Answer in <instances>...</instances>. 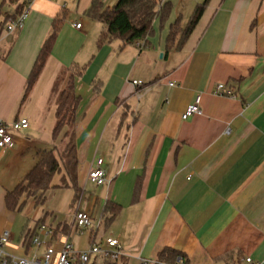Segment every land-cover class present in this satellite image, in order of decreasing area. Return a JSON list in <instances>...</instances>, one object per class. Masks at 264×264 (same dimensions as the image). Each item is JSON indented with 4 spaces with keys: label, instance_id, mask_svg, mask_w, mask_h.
I'll list each match as a JSON object with an SVG mask.
<instances>
[{
    "label": "crops",
    "instance_id": "obj_1",
    "mask_svg": "<svg viewBox=\"0 0 264 264\" xmlns=\"http://www.w3.org/2000/svg\"><path fill=\"white\" fill-rule=\"evenodd\" d=\"M4 1L7 13L22 3L30 7L22 29L0 27V118L29 122L13 131L12 148H0V237L10 232L7 249L30 255V236L48 224L71 233L79 250L113 236L123 256L110 264H141L144 258L165 264L159 253L167 247L182 252L176 264H240L246 247L264 264V0H210L183 42L182 32L204 0H165L173 6L169 17L156 18L152 36L127 45L116 38L99 43L104 24L85 13L92 0ZM102 1L105 7L118 2ZM189 2L186 16L182 8ZM59 18L51 56L24 98ZM74 64L86 66L75 84L81 98L75 119L80 195L75 201L74 190L64 188L54 210L33 199L21 211L9 210L6 194L53 146L52 89ZM219 83L235 96L213 94ZM199 94L202 114L183 119ZM97 158L105 160L108 185L88 182ZM109 201L122 209L106 226ZM77 209L101 221L93 235L75 231Z\"/></svg>",
    "mask_w": 264,
    "mask_h": 264
},
{
    "label": "trees",
    "instance_id": "obj_2",
    "mask_svg": "<svg viewBox=\"0 0 264 264\" xmlns=\"http://www.w3.org/2000/svg\"><path fill=\"white\" fill-rule=\"evenodd\" d=\"M209 2L210 0H204L196 6L182 32V42L193 32ZM5 3L4 0H0V27L6 26L9 17H15L25 9V4L22 3L13 13L3 12ZM172 7L171 2L161 0H118L112 7H105L102 0H92L91 6L85 13L90 18L104 24V30L99 39L100 44L105 40L116 38L121 40L123 45H127L152 36L155 19L160 18L164 22L169 17ZM60 25L61 18L53 22L52 33L41 47L29 75L24 98L33 89L43 73L51 56ZM174 29L173 27L172 33L175 31ZM85 70L86 66L74 64L65 67L57 77L51 94L56 118L52 129L53 146L50 150L42 153L41 158L26 177L6 194L5 201L9 210L21 211L28 199H33L37 206H41L46 201V193L56 188H72L75 201L79 197L81 186L78 183L79 166L75 139V119L81 98L76 92L75 84L77 77L82 76ZM125 116L126 114L123 113L122 118L124 119ZM60 144L63 145L62 148L58 146ZM56 177L58 180L55 182ZM140 190L141 181L139 178L135 188V201ZM121 209L120 204L111 201L107 203L105 212L110 213V216L106 217V226L118 216ZM37 234L38 228L30 236V245H32V239ZM179 258H184V256L181 251L174 248L167 247L159 253V262L161 263L176 264ZM110 263L105 262V264Z\"/></svg>",
    "mask_w": 264,
    "mask_h": 264
},
{
    "label": "built area",
    "instance_id": "obj_3",
    "mask_svg": "<svg viewBox=\"0 0 264 264\" xmlns=\"http://www.w3.org/2000/svg\"><path fill=\"white\" fill-rule=\"evenodd\" d=\"M165 1V0H161ZM30 7H25L24 11L15 17H9L6 30L10 33L16 32L24 27L29 16ZM76 28H81L82 23L74 24ZM134 85H139L137 80ZM173 85V83H171ZM213 94L222 96H235L234 90L224 83L215 86ZM202 95H198L194 102L190 104L182 114L183 119L202 114ZM29 122L25 118L8 123L0 118V148L7 150L15 145L13 136L14 130L26 129ZM105 160L97 158L88 173V182L95 186L110 184L107 169L104 167ZM101 226V221H95L90 212L77 209L74 213L73 227L78 234L82 235L88 230L94 234ZM58 236L56 239L55 236ZM60 235V236H59ZM10 240V232L5 231L0 237V264H105V262H117L123 256L122 245L113 236H105L102 241L93 240L88 248L79 250L72 241V235L57 233L48 224H41L38 234L32 239V246L35 248L30 255L18 256L7 249ZM54 240L55 243L52 241ZM52 242V243H51ZM141 264H150L148 259H142ZM240 264H263L256 261L251 255H243Z\"/></svg>",
    "mask_w": 264,
    "mask_h": 264
},
{
    "label": "rangeland",
    "instance_id": "obj_4",
    "mask_svg": "<svg viewBox=\"0 0 264 264\" xmlns=\"http://www.w3.org/2000/svg\"><path fill=\"white\" fill-rule=\"evenodd\" d=\"M192 9V4L191 2H189L187 5H185L183 8H182V11L185 12V15L187 16V13H189ZM193 11V10H192ZM192 15V14H191ZM188 23V22H187ZM51 116L53 117L54 114H53V110H51ZM59 142V141H58ZM60 148H62L63 145H58ZM58 180V178L56 177L55 178V182ZM91 184H89L90 186ZM65 190L64 188H56V189H52V190H49L47 193H46V205L49 206L50 209H56L57 207H59V203L63 197V195L65 194ZM88 193V192H87ZM85 233L83 234H86L88 232V230L84 231ZM83 234L81 236H83ZM84 238V237H83ZM86 242V241H85ZM85 242L83 243L85 245ZM248 252H249V249L246 247L243 249V254L244 255H248Z\"/></svg>",
    "mask_w": 264,
    "mask_h": 264
}]
</instances>
